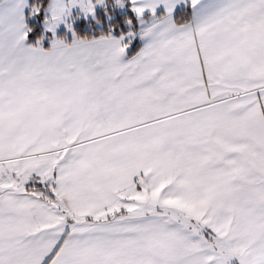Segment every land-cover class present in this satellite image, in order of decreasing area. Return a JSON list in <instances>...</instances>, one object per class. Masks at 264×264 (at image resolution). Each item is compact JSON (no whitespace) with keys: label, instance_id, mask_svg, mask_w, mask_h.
<instances>
[{"label":"snow or ice","instance_id":"6c2138e0","mask_svg":"<svg viewBox=\"0 0 264 264\" xmlns=\"http://www.w3.org/2000/svg\"><path fill=\"white\" fill-rule=\"evenodd\" d=\"M0 264H264V0H0Z\"/></svg>","mask_w":264,"mask_h":264}]
</instances>
